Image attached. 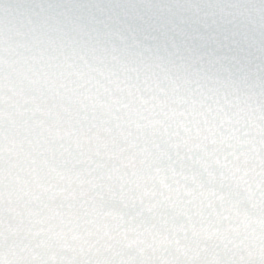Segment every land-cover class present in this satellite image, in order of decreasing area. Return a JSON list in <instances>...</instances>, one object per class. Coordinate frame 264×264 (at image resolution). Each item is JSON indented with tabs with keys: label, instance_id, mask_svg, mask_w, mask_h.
Masks as SVG:
<instances>
[{
	"label": "clouds",
	"instance_id": "1",
	"mask_svg": "<svg viewBox=\"0 0 264 264\" xmlns=\"http://www.w3.org/2000/svg\"><path fill=\"white\" fill-rule=\"evenodd\" d=\"M0 264H264V0H0Z\"/></svg>",
	"mask_w": 264,
	"mask_h": 264
}]
</instances>
